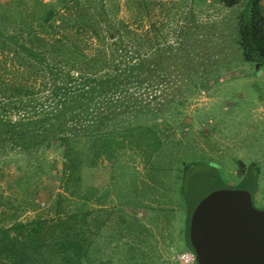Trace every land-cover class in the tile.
Masks as SVG:
<instances>
[{"label":"rangeland","instance_id":"obj_1","mask_svg":"<svg viewBox=\"0 0 264 264\" xmlns=\"http://www.w3.org/2000/svg\"><path fill=\"white\" fill-rule=\"evenodd\" d=\"M11 1L0 0V30L5 35L12 27L7 19ZM245 1L227 6L223 0H152L150 20L161 28L164 41L176 44L180 37H197L201 40L194 54L201 55L204 40L222 33L229 39L232 58L214 81L190 95L184 108L170 110L166 121L149 119L166 138L152 165L146 156L125 150L115 163L101 158L94 168H82L79 187L87 192L86 201L77 197L79 188L69 181V168H61L58 151L37 149L28 136L12 142L7 138V123L0 122V224L18 238L33 232V227L40 230L39 239H21L15 250L18 257L25 253L31 258L38 250V264H196L194 255L192 261H180L182 254L191 251L183 241L185 211L176 177L188 160H200L202 169H216L215 174L195 176L199 197L217 188L242 187L241 177L255 165L257 187L252 201L256 208H264V68L243 60L230 36ZM55 2L18 0V7L25 13L34 9L40 16L46 3ZM92 6L95 11L103 7L112 20H136L138 32L148 26L143 6L129 0H92ZM46 95L49 90L37 93L36 106ZM150 168L159 171L152 174ZM93 218L99 219L101 227L89 233L88 226L97 224L90 221ZM77 231H84L89 240L81 260L72 251L63 255L57 243L75 237Z\"/></svg>","mask_w":264,"mask_h":264},{"label":"trees","instance_id":"obj_2","mask_svg":"<svg viewBox=\"0 0 264 264\" xmlns=\"http://www.w3.org/2000/svg\"><path fill=\"white\" fill-rule=\"evenodd\" d=\"M129 1L145 9L143 17L148 18V26L142 32L136 29L134 19L112 20L103 7L95 11L92 0L46 3L40 16L34 9L25 13L18 0H12L7 7L12 27H7V35L0 30V122L7 123V138L14 142L28 136L37 149L44 146L58 151L61 168H69L68 179L79 188L76 195L84 201L89 197L79 184L82 168H94L101 158L115 163L125 150L146 156L152 165L166 138L149 119L166 121L170 110L184 108L190 95L214 81L232 58L228 56L229 39L222 33L204 40L201 55L194 54L201 40L197 37L186 35L176 44L167 43L159 34L161 28L150 20L152 0ZM223 1L227 6L238 2ZM263 13V0H246L238 24L230 32L242 59L254 61L257 68H264ZM135 15L140 19L138 12ZM45 90L49 95L36 106L37 93ZM17 124L26 126L16 128ZM200 165V160L184 161L176 177L177 194L185 211L183 241L193 254L189 219L202 198L195 176L216 172ZM150 170L152 174L159 171ZM240 180V188L253 196L257 167L250 165ZM94 220L97 223L99 219L90 221ZM99 223L90 224L87 231L97 232ZM9 229L0 224V264H38V250L31 258L25 253L18 257L15 250L23 238L39 239L40 230L33 227V232L18 238L10 236ZM84 233L57 242L62 254L72 251L81 260L89 244Z\"/></svg>","mask_w":264,"mask_h":264},{"label":"water","instance_id":"obj_3","mask_svg":"<svg viewBox=\"0 0 264 264\" xmlns=\"http://www.w3.org/2000/svg\"><path fill=\"white\" fill-rule=\"evenodd\" d=\"M188 236L196 264H264V208L247 189L208 192L190 215Z\"/></svg>","mask_w":264,"mask_h":264},{"label":"built area","instance_id":"obj_4","mask_svg":"<svg viewBox=\"0 0 264 264\" xmlns=\"http://www.w3.org/2000/svg\"><path fill=\"white\" fill-rule=\"evenodd\" d=\"M193 253L191 252V253H184V254H182L181 256H180V261H182V262H189V261H192L193 260ZM194 260H195V258H194Z\"/></svg>","mask_w":264,"mask_h":264}]
</instances>
